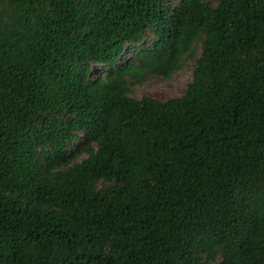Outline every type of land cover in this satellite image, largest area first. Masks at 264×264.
Segmentation results:
<instances>
[{"label":"trees","instance_id":"trees-1","mask_svg":"<svg viewBox=\"0 0 264 264\" xmlns=\"http://www.w3.org/2000/svg\"><path fill=\"white\" fill-rule=\"evenodd\" d=\"M0 264H264V0H0Z\"/></svg>","mask_w":264,"mask_h":264},{"label":"rangeland","instance_id":"rangeland-1","mask_svg":"<svg viewBox=\"0 0 264 264\" xmlns=\"http://www.w3.org/2000/svg\"><path fill=\"white\" fill-rule=\"evenodd\" d=\"M145 42L143 45H147ZM200 56V53L198 54ZM195 61L187 62L185 67L177 72L171 80H164L161 77H152L144 86H135L132 97L141 99L142 97H152L160 100H169L171 98L184 94L188 83L192 80V70ZM105 73V69L100 66L94 67L93 78L96 79L99 74Z\"/></svg>","mask_w":264,"mask_h":264}]
</instances>
